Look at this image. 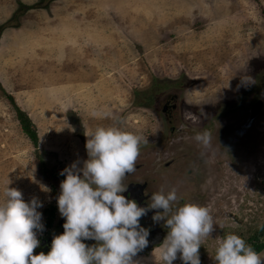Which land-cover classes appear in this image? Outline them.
<instances>
[{
  "label": "rangeland",
  "instance_id": "obj_1",
  "mask_svg": "<svg viewBox=\"0 0 264 264\" xmlns=\"http://www.w3.org/2000/svg\"><path fill=\"white\" fill-rule=\"evenodd\" d=\"M263 81L264 0H0V199L9 183L39 200L43 224L58 173L83 166L98 126L141 136L138 155L161 151L172 128L183 126L182 140L216 131L219 156L239 162L226 161L207 199L214 225L198 254L216 264L217 240L234 233L249 244L264 224ZM153 249L133 264H158Z\"/></svg>",
  "mask_w": 264,
  "mask_h": 264
},
{
  "label": "clouds",
  "instance_id": "obj_2",
  "mask_svg": "<svg viewBox=\"0 0 264 264\" xmlns=\"http://www.w3.org/2000/svg\"><path fill=\"white\" fill-rule=\"evenodd\" d=\"M88 158L81 168L73 163L62 170L64 179L56 197L64 222L63 232L53 236L47 253L33 254L42 232V203L25 201L22 193L9 187L0 199V264H133V257L148 244L147 229L139 220L149 209L170 212L177 200L175 189L166 194L152 193L151 203L138 206L122 193V179L134 170L142 137L113 126H98L87 134ZM195 140L207 146L208 131L197 133ZM153 214V221L164 220L168 228L163 241L153 249L158 264H200L201 239L213 231V220L206 206L184 203L167 217ZM94 240L88 245L84 240ZM216 264H264V254L257 252L237 234L229 233L217 240Z\"/></svg>",
  "mask_w": 264,
  "mask_h": 264
},
{
  "label": "flooded vegetation",
  "instance_id": "obj_3",
  "mask_svg": "<svg viewBox=\"0 0 264 264\" xmlns=\"http://www.w3.org/2000/svg\"><path fill=\"white\" fill-rule=\"evenodd\" d=\"M262 89H264V83ZM261 90L256 91L252 98H250V100L254 101V104L249 107V112L246 115L247 118L244 119L246 120L245 122L252 120L256 105L260 102ZM171 98L175 102L178 97L176 95L172 97L167 96L165 99ZM166 103L164 110L166 108L169 109V105ZM234 105L226 102L228 109H231ZM171 108L170 111L176 109L175 105L171 106ZM227 111L228 113H232L230 110ZM235 125L228 126L231 129V133ZM182 130L183 126L178 127L177 131L174 128L170 129V140L164 148H161V151L144 147L146 151H143L142 155L137 156L134 170L131 173H126L122 179V183L126 186L122 194L128 199L135 200L138 206L141 207H146L147 204L151 203L150 197L152 193L162 191L166 194L171 189H175L177 200L171 203L170 212L164 213L162 209H149L139 220L140 225L147 229L148 236L152 237L153 241L158 240L162 236V242L168 231L163 219L153 221L152 216L154 213L161 212L159 215L167 217L171 214V211H174L176 207L184 203H195L207 207V199H210L217 193L218 182L223 175L226 161L230 167L234 164H239L238 159L236 160L235 157H231L234 156L233 151L230 157L225 156V158H221L219 156L225 155V152L220 147L219 152L216 147L218 144L216 142V131H208L210 135H215L216 137L214 140L215 146H203L192 139L191 135L193 134L190 131L189 139L182 140V136L179 135L182 132H178ZM57 178L59 181H62L64 176L58 173ZM63 222L64 219L60 216L57 205L48 206L43 222L45 232L42 233L41 237L39 236L38 240L40 243L33 250V254L39 252L47 253L53 236L63 232ZM83 242L86 246L96 243V241L91 239L84 240ZM159 244L150 248H147V245L136 255L149 254Z\"/></svg>",
  "mask_w": 264,
  "mask_h": 264
},
{
  "label": "trees",
  "instance_id": "obj_4",
  "mask_svg": "<svg viewBox=\"0 0 264 264\" xmlns=\"http://www.w3.org/2000/svg\"><path fill=\"white\" fill-rule=\"evenodd\" d=\"M7 97L9 98L10 96H7ZM15 111H16L17 119L20 123L22 131L26 134V136L29 137V139L32 142L36 143L37 137H36L35 131L32 129L31 121L23 113V111H21L18 107H15ZM257 234L252 236V239L250 240L249 245H251L258 252L264 246V224L258 228ZM258 239L259 241L253 242V240H258Z\"/></svg>",
  "mask_w": 264,
  "mask_h": 264
},
{
  "label": "water",
  "instance_id": "obj_5",
  "mask_svg": "<svg viewBox=\"0 0 264 264\" xmlns=\"http://www.w3.org/2000/svg\"><path fill=\"white\" fill-rule=\"evenodd\" d=\"M147 240H148L147 248H150V247H153L154 245L159 244L162 240V236H160V238L156 241H153L152 237L147 236ZM258 252L261 254H264V246Z\"/></svg>",
  "mask_w": 264,
  "mask_h": 264
}]
</instances>
